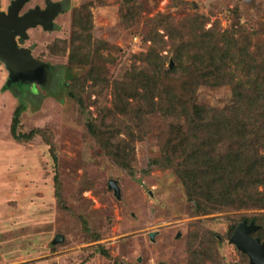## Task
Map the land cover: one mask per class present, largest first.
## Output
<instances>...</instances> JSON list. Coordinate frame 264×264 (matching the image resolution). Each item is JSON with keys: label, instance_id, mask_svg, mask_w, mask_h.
<instances>
[{"label": "rangeland", "instance_id": "obj_1", "mask_svg": "<svg viewBox=\"0 0 264 264\" xmlns=\"http://www.w3.org/2000/svg\"><path fill=\"white\" fill-rule=\"evenodd\" d=\"M11 2L1 0L2 9L7 11ZM69 2L54 29L30 28L33 36L26 40L36 41L35 57L55 66L44 84H9L0 62V264H252L249 255L230 242V230L244 217H253L250 223L261 221L255 225L264 228L261 200L257 198L258 207L226 208L191 182L195 178L187 172L195 169L194 161L185 163L181 156L182 166L155 164L165 149L162 139L169 121L148 117L138 131L115 107L113 82L129 74L144 86L134 71L152 68L161 59L159 68L166 76L176 55H184L189 38L213 30L249 39L262 81L264 0ZM44 4L29 0L22 11ZM83 4L92 14L96 46L107 44L101 48V73L109 78L104 89L87 78L88 67L71 71L68 65L72 18ZM50 47L56 54H49ZM73 76L78 77L74 85ZM165 76L155 80L169 90L173 77ZM155 99L160 101L159 96ZM193 99L223 109L233 104V93L227 82L202 83ZM19 105L25 111L18 131H35L30 140L20 141L11 132ZM129 125L134 141L128 136ZM259 132L264 138V129ZM255 134L239 133L233 142L235 158L240 163L245 159L253 169L264 164V146L257 148ZM116 146L125 149L126 160L131 151L132 165L125 167L122 158L113 157ZM198 160L204 163L203 156ZM238 167L246 181L247 172Z\"/></svg>", "mask_w": 264, "mask_h": 264}, {"label": "trees", "instance_id": "obj_2", "mask_svg": "<svg viewBox=\"0 0 264 264\" xmlns=\"http://www.w3.org/2000/svg\"><path fill=\"white\" fill-rule=\"evenodd\" d=\"M72 30L71 52L68 59L71 71L88 67L87 78L97 86L102 83L99 87L104 86L101 88L104 89L109 83V78L101 73L103 59L101 48H106L107 44L104 42L100 47L96 46L92 14L87 4L75 9ZM192 37L183 46L184 55H176L174 67L165 70L167 72L164 74L173 77V88L169 84L168 90L164 83L160 84L155 80L158 75L163 78L165 76L162 68H159L161 59L153 62L152 68L134 71L138 83L145 80L144 86L135 84L129 74L123 80L113 82L115 107L129 122L137 126L138 131L142 130L141 121L148 117L159 116L169 121L168 131L166 129L164 132L166 135L164 134L162 139L165 149L160 157L153 160L155 164L163 167L182 166L183 162H180L182 156L185 163L194 161L196 164L193 171L187 172V176L193 175L191 177L195 178L191 182L195 185L200 184L204 194L213 195L219 205L226 208H241L247 204L258 207L259 198L261 200L259 207L264 208V164H258L253 169L252 164L245 162V159L240 163L235 158L233 149L234 138L239 133L249 136L256 133L257 148L264 146V138L260 137L262 135L259 132L260 129H264V79L261 81L257 76L258 59L250 50L249 39L238 37L233 31L213 30L205 36L200 33ZM63 46L66 48V43ZM48 52L52 55L55 50L50 47ZM262 58L264 60V57ZM146 73L150 76H146ZM81 80L85 81L86 77ZM71 81L73 85L78 83V77L73 76ZM225 82L231 86L233 93L231 106L217 109L194 101L196 91L202 83L221 86ZM68 86L70 88V85ZM68 93L74 96L72 90ZM164 93L167 94V99L163 98ZM158 96L160 101L155 99ZM23 111L25 109L22 105L16 108L11 126L12 135L20 141L30 140L36 135L35 131L29 133L18 131ZM129 126L128 136L134 141L135 134L133 128ZM93 127L95 126L91 122L90 128ZM131 148L130 145L128 149ZM124 150L123 147L121 149L120 146H116L113 157L122 158V164L127 167L132 165L131 151L129 159L126 160L127 154L122 156ZM198 156H203L205 164L202 162L200 164ZM253 158L256 160V157ZM238 166L247 172L246 181H243L238 173L240 170ZM259 186L262 187L261 191L258 189ZM251 220L253 217H244L242 221L250 223ZM256 221L258 225L263 224ZM234 229L233 226L231 234ZM254 233H256L254 236L264 243V228H257Z\"/></svg>", "mask_w": 264, "mask_h": 264}, {"label": "water", "instance_id": "obj_3", "mask_svg": "<svg viewBox=\"0 0 264 264\" xmlns=\"http://www.w3.org/2000/svg\"><path fill=\"white\" fill-rule=\"evenodd\" d=\"M29 0H12L7 11L2 9L0 0V62L8 71V83L20 81L30 84H44L47 80L46 69L49 64L37 59L30 47L20 46L18 38H28V29L43 26L52 29V21L60 12V3L49 0L47 8L40 6L21 13ZM111 185L118 192L115 181ZM258 228L255 223L241 222L234 229L230 242L238 249L247 253L252 264H264V243L260 238L252 237L251 233ZM155 236L154 233L151 234ZM57 241V239H56Z\"/></svg>", "mask_w": 264, "mask_h": 264}, {"label": "flooded vegetation", "instance_id": "obj_4", "mask_svg": "<svg viewBox=\"0 0 264 264\" xmlns=\"http://www.w3.org/2000/svg\"><path fill=\"white\" fill-rule=\"evenodd\" d=\"M49 0H45V4H44V6L42 5V6H40L42 9H46L47 8V2H48ZM52 2H55V3H60L61 4V6H59V10H60V12L56 15V17L54 18V20L52 21V25H53V27H52V29H54L55 27H56V20H57V18L59 17V16H61V15H63V14H65V12H67V8H68V2L70 1V0H51ZM70 3V2H69ZM37 6H39V5H37ZM36 7V5L34 6V7H31V8H28V9H26L24 12L23 11H21V13H25L26 11H28L29 9H32V8H35ZM23 10V9H22ZM37 28H41V30H43V31H48V30H52V29H45L43 26H41V25H37L36 27H34V28H31V29H37ZM31 29H28V38L27 39H24V38H18V43L21 45V46H25V47H30V48H32L33 49V51H34V49L37 47V43H36V41H32L31 43H29V44H26V40L28 41L30 38H32V36L29 34V31L31 30ZM34 40V39H33ZM34 54V53H33ZM35 56V55H34ZM37 58V57H36ZM38 59V58H37ZM49 64V63H48ZM55 68V66H53V65H51V64H49V67L46 69V76H47V78H48V73L51 71H53V69ZM20 82H23V81H20ZM24 83V82H23ZM28 84H30V83H28Z\"/></svg>", "mask_w": 264, "mask_h": 264}, {"label": "bare ground", "instance_id": "obj_5", "mask_svg": "<svg viewBox=\"0 0 264 264\" xmlns=\"http://www.w3.org/2000/svg\"><path fill=\"white\" fill-rule=\"evenodd\" d=\"M234 244V243H233Z\"/></svg>", "mask_w": 264, "mask_h": 264}, {"label": "crops", "instance_id": "obj_6", "mask_svg": "<svg viewBox=\"0 0 264 264\" xmlns=\"http://www.w3.org/2000/svg\"><path fill=\"white\" fill-rule=\"evenodd\" d=\"M8 81V80H7Z\"/></svg>", "mask_w": 264, "mask_h": 264}]
</instances>
